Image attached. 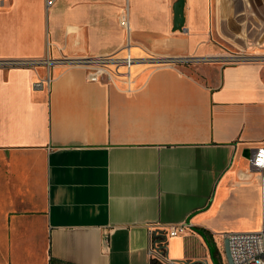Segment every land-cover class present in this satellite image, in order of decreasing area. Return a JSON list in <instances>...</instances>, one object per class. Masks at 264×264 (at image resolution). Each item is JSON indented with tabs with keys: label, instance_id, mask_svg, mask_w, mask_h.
Listing matches in <instances>:
<instances>
[{
	"label": "crops",
	"instance_id": "obj_1",
	"mask_svg": "<svg viewBox=\"0 0 264 264\" xmlns=\"http://www.w3.org/2000/svg\"><path fill=\"white\" fill-rule=\"evenodd\" d=\"M175 2L0 0V60H52L0 65V264H214L197 227L261 228L264 0ZM127 47L160 59L53 63Z\"/></svg>",
	"mask_w": 264,
	"mask_h": 264
},
{
	"label": "built area",
	"instance_id": "obj_2",
	"mask_svg": "<svg viewBox=\"0 0 264 264\" xmlns=\"http://www.w3.org/2000/svg\"><path fill=\"white\" fill-rule=\"evenodd\" d=\"M231 59H251L256 58L252 55L231 56ZM160 58L146 55L137 57L130 52L127 47L122 53L99 54L77 59L54 60L53 63L79 64L85 67L89 80L95 81L103 78L113 79L122 78L130 81L133 78V66L139 62H155ZM183 60V57L175 58ZM50 63L51 59H17L0 60V65L14 64H36L39 62ZM51 76L48 74L43 79L34 82L35 88H42L46 83L49 84ZM251 165L260 171V176L264 180V145L258 146L250 157ZM186 228L184 224L171 226L170 233L177 234ZM225 236L229 238L230 250L235 264H264V218L261 228L257 230H237L230 231ZM155 246L150 248L152 252Z\"/></svg>",
	"mask_w": 264,
	"mask_h": 264
},
{
	"label": "water",
	"instance_id": "obj_3",
	"mask_svg": "<svg viewBox=\"0 0 264 264\" xmlns=\"http://www.w3.org/2000/svg\"><path fill=\"white\" fill-rule=\"evenodd\" d=\"M184 5L185 0H176L174 4V29H180L184 24ZM223 242L228 264H235L230 250L229 238L225 236ZM182 262L185 264H194V262L187 260H182ZM201 264H208V262L201 261Z\"/></svg>",
	"mask_w": 264,
	"mask_h": 264
},
{
	"label": "trees",
	"instance_id": "obj_4",
	"mask_svg": "<svg viewBox=\"0 0 264 264\" xmlns=\"http://www.w3.org/2000/svg\"><path fill=\"white\" fill-rule=\"evenodd\" d=\"M196 229L198 231H200L206 237V239H208L207 241H208L209 247L211 249L214 264H219V262H218L219 255H218L216 243L214 241H212L211 239H209V236L207 235V232L204 228L197 227ZM158 241L160 242L161 238H159ZM50 264H56V261L51 259ZM152 264H163V262L159 259H154Z\"/></svg>",
	"mask_w": 264,
	"mask_h": 264
},
{
	"label": "rangeland",
	"instance_id": "obj_5",
	"mask_svg": "<svg viewBox=\"0 0 264 264\" xmlns=\"http://www.w3.org/2000/svg\"><path fill=\"white\" fill-rule=\"evenodd\" d=\"M263 18H264V15H263ZM238 54L248 55L250 53L243 52V53H238ZM263 218L264 217H262V222H263ZM216 246H217V251H218V255H219V258H218L219 264H228L227 258H226V254H225V250H224V242H223V240H220ZM163 264H168V263L165 260V262Z\"/></svg>",
	"mask_w": 264,
	"mask_h": 264
}]
</instances>
